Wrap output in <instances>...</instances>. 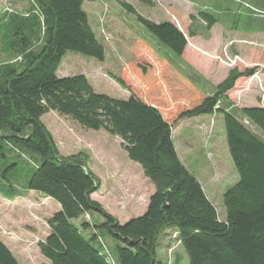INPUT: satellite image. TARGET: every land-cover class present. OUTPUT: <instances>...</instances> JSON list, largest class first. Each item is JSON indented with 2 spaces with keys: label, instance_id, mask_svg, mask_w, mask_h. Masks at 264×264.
Instances as JSON below:
<instances>
[{
  "label": "trees",
  "instance_id": "trees-1",
  "mask_svg": "<svg viewBox=\"0 0 264 264\" xmlns=\"http://www.w3.org/2000/svg\"><path fill=\"white\" fill-rule=\"evenodd\" d=\"M86 1L96 0H32L24 14L0 19V53L10 58L0 61V196L12 201L34 192L59 207L38 243L45 260L39 264H166L156 252L161 235L165 249L173 242L181 246L188 264H264V139L253 131L264 135V104L236 107L229 96L240 78L260 67H233L207 93L140 38L134 59L113 77L128 98L98 93L83 74L57 75L67 52L105 60L82 8ZM115 1L176 56L183 55L187 36L200 35L191 26L186 36L170 21L149 20ZM199 18L206 32L217 23L202 10ZM50 111L121 140L128 159L153 186L144 212L121 224L92 198L98 180L85 156L59 153L42 120ZM215 113L223 116L238 174L222 196L224 219L180 159L172 132L184 118ZM105 236L114 241L112 253ZM0 264H19L2 240Z\"/></svg>",
  "mask_w": 264,
  "mask_h": 264
},
{
  "label": "rangeland",
  "instance_id": "rangeland-1",
  "mask_svg": "<svg viewBox=\"0 0 264 264\" xmlns=\"http://www.w3.org/2000/svg\"><path fill=\"white\" fill-rule=\"evenodd\" d=\"M123 1L149 20L174 23L186 36L188 29L195 27L200 35L187 36L190 46L195 44L201 48L196 53L190 47L188 49L195 61L188 59L186 51L180 57L174 55L136 20L135 15L126 12L115 0L86 1L82 8L104 47L105 60L99 62L92 57L67 52L57 70L58 76H64L62 71L68 72L65 75L83 74L96 92L116 99H127L128 91L116 83L113 77L120 76L123 67L134 59L133 46L140 38L176 66L182 67L183 71L193 75L197 84L206 91L213 90V83L219 82L217 77L222 74L220 65L238 67L240 70L264 66V0H150L152 6L139 0ZM31 3L32 0H0V19L6 13L24 14ZM201 10L217 19L209 32L202 28L203 23L199 18ZM210 59L215 62L213 71L217 75L206 76L198 69V63L212 66L213 61ZM9 60L0 53V61ZM260 74L247 81L236 82L229 94L236 107L251 100V95L264 104V75ZM221 116L184 118L174 124L172 132L184 165L202 184L218 217L224 219L222 196L236 183L238 174L228 153L224 121L218 122ZM42 120L62 156L81 154L86 157V166L99 184L92 198L107 212L123 224L145 210L153 186L144 177L140 166L128 159L118 137L103 130L83 129L54 111L45 114ZM253 131L264 139L260 131ZM188 142L190 146L184 149ZM58 209L56 202L34 192L12 201L0 196V240L19 264L45 262L38 243L47 236V220ZM95 217L102 219L98 215ZM84 218L88 217L85 215ZM102 240L107 251L112 253L114 241L106 236ZM163 241L164 236L161 235L156 250L159 260L166 264H188L177 242L165 249Z\"/></svg>",
  "mask_w": 264,
  "mask_h": 264
},
{
  "label": "crops",
  "instance_id": "crops-1",
  "mask_svg": "<svg viewBox=\"0 0 264 264\" xmlns=\"http://www.w3.org/2000/svg\"><path fill=\"white\" fill-rule=\"evenodd\" d=\"M213 27H214V25L212 26V28L210 29V31L213 29ZM188 41V40H187ZM189 47H190V50H193V52L194 53H196V52H199V50H201V48H199V46L198 45H195V44H192L191 46H190V43L189 42H187V46H186V48H185V50H184V52L186 51V53H188V59L189 60H191L192 62L193 61H195V59L193 60V58L191 57V53L190 52H188L189 50ZM184 54V53H183ZM210 60H212V59H210ZM209 60V61H210ZM213 61V60H212ZM198 63V62H197ZM196 63V64H197ZM212 63V66H205V65H201L200 63H198L197 64V66H198V69L200 70V72L201 73H203L204 75H217L213 70H214V64H215V62L213 61V62H211ZM211 65V64H210ZM260 65V64H259ZM220 67H222V74L220 75V76H218L217 77V79L219 78V82L220 81H222L225 77H226V75L228 74V72H229V70L231 69V68H226L225 66H221L220 65ZM264 67V66H263ZM263 67H260V70L256 73V74H259V73H261L260 75H264V71H262V69L261 68H263ZM181 70H183L182 69V67H179ZM66 72V73H65ZM68 72L67 71H62V74L65 76V74H67ZM255 74V75H256ZM202 75V74H201ZM253 77V76H252ZM249 79H251V77L250 78H240L239 80H245V81H247V80H249ZM238 80V81H239ZM218 82V83H219ZM217 82L216 83H213V87H215L217 84H218ZM200 86V85H199ZM201 87V86H200ZM201 88H203V87H201ZM212 88V87H211ZM204 89V88H203ZM205 90V89H204ZM206 91V90H205ZM207 93H211L212 92V90H208V91H206ZM251 97V100H248L247 102H245V104H243L241 107L243 108V107H258V106H263V104L258 100V99H254V96L253 95H251L250 96ZM219 114L218 113H215V114H213V115H210V116H212V117H214V116H218ZM206 116V115H205ZM200 117V116H199ZM222 118V120L220 119V120H218V122H221V121H223V116H221ZM197 118V117H196ZM225 141H226V139H225ZM190 146V143L188 142V143H185V145H184V149H185V147H189ZM176 147V146H175ZM176 150H177V148H176ZM183 151V150H182ZM183 152H185V150L183 151ZM177 153H178V155H179V157H180V154H179V151L177 150ZM180 159H181V157H180ZM182 160V159H181ZM183 162V161H182ZM146 209V208H145ZM144 212V211H143ZM140 215V214H139ZM137 216V215H136ZM134 217V216H133ZM131 218V217H130Z\"/></svg>",
  "mask_w": 264,
  "mask_h": 264
}]
</instances>
